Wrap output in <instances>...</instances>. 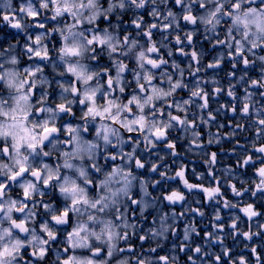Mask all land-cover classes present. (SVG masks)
I'll use <instances>...</instances> for the list:
<instances>
[{"label": "snow or ice", "instance_id": "obj_1", "mask_svg": "<svg viewBox=\"0 0 264 264\" xmlns=\"http://www.w3.org/2000/svg\"><path fill=\"white\" fill-rule=\"evenodd\" d=\"M0 264H264V0H0Z\"/></svg>", "mask_w": 264, "mask_h": 264}, {"label": "rangeland", "instance_id": "obj_2", "mask_svg": "<svg viewBox=\"0 0 264 264\" xmlns=\"http://www.w3.org/2000/svg\"><path fill=\"white\" fill-rule=\"evenodd\" d=\"M213 131H215V129H213ZM228 147H230V145L225 144V148L227 149ZM212 150L219 151V146L214 147ZM190 159H192V158L190 157ZM196 159H197V161H198L199 170H203V166H202V164L199 163L198 158H196ZM224 163H225V164H228V163H231V161H227V160H225ZM192 182H196V181L194 180V178H192ZM181 227H182V225H181Z\"/></svg>", "mask_w": 264, "mask_h": 264}]
</instances>
